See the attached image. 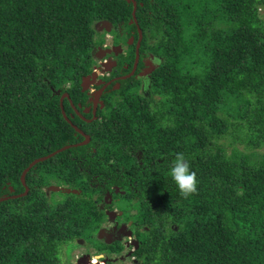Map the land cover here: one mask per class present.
<instances>
[{"label": "trees", "instance_id": "1", "mask_svg": "<svg viewBox=\"0 0 264 264\" xmlns=\"http://www.w3.org/2000/svg\"><path fill=\"white\" fill-rule=\"evenodd\" d=\"M135 2L137 24L126 0H0V197L24 191L32 160L83 139L59 99L86 104L81 78L106 34L95 22H111L114 43L138 26L140 54L158 63L149 94L120 80L90 122L63 98L90 140L34 164L27 193L0 201V264H67L78 241L121 255L98 236L112 206L135 231L133 264H264V0ZM178 152L196 175L188 196L168 176Z\"/></svg>", "mask_w": 264, "mask_h": 264}, {"label": "flooded vegetation", "instance_id": "2", "mask_svg": "<svg viewBox=\"0 0 264 264\" xmlns=\"http://www.w3.org/2000/svg\"><path fill=\"white\" fill-rule=\"evenodd\" d=\"M110 32H108V34ZM110 35H111V37H110L109 43H106V38L104 36L105 42L101 46H96V48L93 50V59L95 61L96 66H95L94 70L89 75H91L93 72H96L97 76L94 79V81L92 82V84L88 83V85L86 86L85 91H87V93L89 94L88 98L86 100V104L82 105L79 101L74 103V101L71 98L64 97V98H67V102H68L69 106L73 109L74 114L77 115L79 118H81V120H83L85 122H90V121L95 120L97 118L96 112L103 105V100L101 98L102 94L106 91L111 90V89H115L117 82L119 83L120 80H123V79H121L122 76H126V75L130 74V76L127 77L126 79L133 78V79L139 81L138 82V88H139V90L142 89V92H144V90H146L149 86L148 79L150 77V74L154 71V69L158 65L156 59L153 56H149V55L143 56L140 54V52H139L140 44L138 47V59H136V43L138 41V30H137V36L134 37V35L131 34L130 36H128L126 38L125 43H114V37L112 34H110ZM140 42H141V40H140ZM129 46H132L133 50H134V55L132 58H130V55H129V48H128ZM106 48L110 49L111 52L107 53L106 55H103V49H106ZM99 56H102V57H99ZM130 59H131V65L129 64ZM134 63H136L135 67H134ZM98 68H102V73H100V72L98 73V71H97ZM89 75L82 77L81 81H82V79H84L85 81L87 79L88 82H91L92 79L89 77ZM98 81L100 83H98ZM80 85H81V83H80ZM90 86H92V88L95 90L94 91L95 94L97 92H99V97L97 99H95L94 95H91L89 93V88H91ZM94 102H96V103H94ZM85 109H87L86 112L84 111ZM68 114H69L68 118L71 120L74 117V115L71 112H69ZM72 124H74V123H72ZM80 130H82V129H80ZM83 132L85 134H87L85 131H83ZM83 140H84V137L81 141H83ZM109 193L111 195V198L109 201L112 202V200L114 199L115 188H114V191L112 193L109 191H107L105 193L104 201L106 199V196ZM110 211H113V210H110ZM130 225H131L130 221H128L127 224L123 223V222L122 223L116 222V224H112V226L110 228H107V230H105V231H107V233L110 234V236H111L110 238L112 239L111 242H113L114 240H119L121 237H124V236L125 237H130V236L132 237L133 236L134 239L131 238V240L138 242V240L136 238L135 231H132V227ZM123 226H125V228ZM121 228L123 230L127 229V231H130L131 235L127 236L128 233H125V234L120 233L122 236L117 237L116 233L119 232V230ZM101 230H99L98 235L101 232ZM103 233H104V235L103 236L101 235V236L103 237L102 239L104 240L106 234H105V232H103ZM131 246H134V245L131 244ZM82 254H84V253H82ZM101 254H103V253H101ZM104 258H108L111 260L114 259L112 257H108L105 255L101 259L102 264L105 263ZM95 259H96V255H93V257L89 258L87 263L88 264L94 263ZM84 264H86V260L84 261Z\"/></svg>", "mask_w": 264, "mask_h": 264}, {"label": "water", "instance_id": "3", "mask_svg": "<svg viewBox=\"0 0 264 264\" xmlns=\"http://www.w3.org/2000/svg\"><path fill=\"white\" fill-rule=\"evenodd\" d=\"M127 2H131L132 3V11H131V20H129V23H131V22H135L136 24H137V22H136V17H135V11H136V2H135V0H126ZM94 29L96 30V31H104V32H110L111 31V29H112V24H111V22H109L108 20H100V21H97V22H95V24H94ZM137 30H138V41H137V43H136V59H138V47H139V44H140V40H141V37H142V33H141V30L139 29V27L137 26ZM111 52V50L110 49H103V55H106L107 53H110ZM102 55V56H103ZM102 56H99V57H102ZM135 64L136 63H134V67H135ZM96 72H93L91 75H89V77L92 79V81H94V79L96 78ZM130 76V74H128V75H126V76H122L121 77V79H126L127 77H129ZM88 83L90 84L91 82H88V80H84V79H82V81H81V90L82 91H85L86 90V86L88 85ZM98 83H100L99 81H98ZM116 88H118L119 87V83L117 82V85L115 86ZM94 96H95V99H97L98 97H99V92H97L96 94H94ZM64 97H67V98H69L68 97V94L67 93H64V94H62L61 95V97H60V108H61V112H62V116H63V118L74 128V130L75 131H77V132H79L83 137H84V140L83 141H80V142H77V143H74V144H70V145H65V146H63V147H61V148H59V149H57V150H55V151H53L52 153H50V154H47V155H45V156H41V157H38V158H35L34 160H32L29 164H28V166L26 167V168H24L23 169V171H22V173H21V175H20V180H21V182H22V184H23V186H24V191L23 192H21V193H19V194H13V195H11V196H2V197H0V201H2V200H5V199H7V198H14V197H17V196H22V195H25L26 193H27V191H28V187L25 185V181H24V177H25V174H26V172L34 165V164H36V163H38L39 161H44V160H46V159H48V158H50L51 156H53V155H55L56 153H58V152H61L62 150H65V149H67V148H69V147H71V146H80V145H84V144H86L89 140H90V136L88 135V134H85L82 130H80V128H78L76 125H74V124H72L71 123V121H70V119L66 116V114H65V112H64V110H63V104H62V101H63V98ZM94 103H96V102H94ZM85 112L87 111V109H85L84 110ZM94 112V111H93ZM48 189L49 190H53V191H58V190H60V191H63V190H65L66 192H69V191H73V192H77V190H75V189H69L68 188V186L67 185H65V186H58V185H55V184H52V185H49L48 186ZM10 190H12V189H10ZM118 191V187H115V192H117ZM110 198H111V195H110V193L106 196V199H105V201H109L110 200ZM111 213H113V211H110V210H106V214L108 215V217L110 218L111 217ZM131 213H134V210H132L131 211ZM119 214H122V211H119ZM103 232H105V238H104V241L106 242V243H109V242H111L112 241V239L110 238L111 236H110V234H108L107 233V231H105V230H101V234L99 233V237L100 238H103L102 236L104 235V233ZM102 235V236H101ZM137 242V241H136ZM133 244V243H132ZM134 245V244H133ZM135 246V245H134ZM137 246H138V242H137ZM136 246V247H137ZM135 247V248H136ZM84 257H91L90 256V254L89 253H85V254H82L80 257H78L77 259H76V264H84L82 261H81V259L82 258H84ZM96 257L98 258V259H100V258H103V254H97L96 255ZM116 259V258H115ZM108 260H111V259H108V258H104V262H106V261H108ZM111 261H114V259H112ZM90 264H95V263H90Z\"/></svg>", "mask_w": 264, "mask_h": 264}, {"label": "rangeland", "instance_id": "4", "mask_svg": "<svg viewBox=\"0 0 264 264\" xmlns=\"http://www.w3.org/2000/svg\"><path fill=\"white\" fill-rule=\"evenodd\" d=\"M259 12H260V14H261V17H262V19H263V22H264V8H261L260 10H259ZM97 32H103V31H97ZM104 36H105V38H106V43H109L110 42V37H111V35H110V33L108 34V33H106V34H104ZM98 73L100 72V73H102V68H98ZM87 80V79H86ZM92 82L93 81H91V84H92ZM91 88H89V93L91 94V95H94L95 93H94V89L92 88V86H90ZM116 88V87H115ZM137 88V87H136ZM139 92L140 93H143V94H149V90H144V92H142V89H140L139 90ZM106 204H110V205H112L111 204V202L110 201H104ZM117 203H121V202H117ZM100 206H101V204H99ZM112 210L115 212V217L113 218V219H111V218H108V220H106V222H104L103 224H102V230H107V228H110L111 226H112V224H116V222H118V223H128V221L126 220V219H124L123 217H121V215L119 214V209L116 207V206H112ZM135 212V211H134ZM132 231H134L133 230V228H132ZM116 235H117V237H121L122 235L120 234V233H116ZM131 238L132 239H134L133 238V236L131 237H121L119 240L120 241H122L123 243H124V245H125V250L122 252V254L121 255H115V254H113L111 257L112 258H114V261H116V260H119L120 259V261H119V263L118 264H133L132 263V258L131 257H129L131 254H132V251L134 250V249H136L135 248V246H131V244L133 243V241L134 240H131ZM127 241V242H126ZM79 242V244H74L73 245V247H72V251H71V254H70V252L68 251V254L66 253L65 255H66V259L67 258H69V261H68V263L67 264H74V262L76 261V258L78 257V256H81V254L82 253H89V254H94V255H96V253H95V250L93 249V248H86V245L84 244V242L83 241H78ZM105 256V255H104ZM121 256V257H120ZM120 257V258H119ZM116 258V259H115ZM100 260L99 259H95V261L94 262H96L97 264H99L100 262H99ZM102 262V261H101ZM66 264V263H65Z\"/></svg>", "mask_w": 264, "mask_h": 264}, {"label": "clouds", "instance_id": "5", "mask_svg": "<svg viewBox=\"0 0 264 264\" xmlns=\"http://www.w3.org/2000/svg\"><path fill=\"white\" fill-rule=\"evenodd\" d=\"M167 171H168V176L174 182L177 190L183 196H188L189 194L196 191L197 181H196L195 172L190 170L189 163L185 159L183 153L178 152L175 154L174 158L170 162V165ZM93 255L94 254H90L91 257H93ZM103 257H104V254H103ZM101 259L102 258L99 259L100 264H102ZM74 264H76V261L74 262Z\"/></svg>", "mask_w": 264, "mask_h": 264}, {"label": "bare ground", "instance_id": "6", "mask_svg": "<svg viewBox=\"0 0 264 264\" xmlns=\"http://www.w3.org/2000/svg\"><path fill=\"white\" fill-rule=\"evenodd\" d=\"M114 217H115V213L113 212V213H111V217H110V218L113 219ZM123 227L125 228V226H123ZM123 227H122V228H123ZM122 228L119 230L118 233H121V234L128 233L127 236L131 235V232H130V231H127V229H126V230H125V229L123 230ZM133 244L135 245V247L137 246V242H136V241H133ZM89 258H90V257H87V258L84 257V258L81 259V261L84 263V261L86 260V264H88L87 261L89 260ZM96 258H97V257H96ZM97 259H98V258H97Z\"/></svg>", "mask_w": 264, "mask_h": 264}]
</instances>
